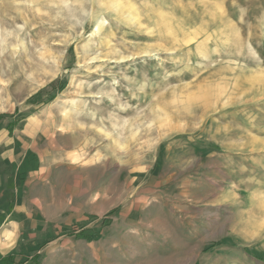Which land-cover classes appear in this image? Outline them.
<instances>
[{"label": "rangeland", "instance_id": "1", "mask_svg": "<svg viewBox=\"0 0 264 264\" xmlns=\"http://www.w3.org/2000/svg\"><path fill=\"white\" fill-rule=\"evenodd\" d=\"M0 134V264H264V0H0Z\"/></svg>", "mask_w": 264, "mask_h": 264}, {"label": "crops", "instance_id": "2", "mask_svg": "<svg viewBox=\"0 0 264 264\" xmlns=\"http://www.w3.org/2000/svg\"><path fill=\"white\" fill-rule=\"evenodd\" d=\"M13 142H14L13 140L5 139L2 136V134H0V150L2 149V147L4 148L8 146L10 147L13 144ZM14 152H15L14 150H11V152H8L7 154H3V157L7 158L8 156H12L13 158ZM12 161L15 162V159L13 160L11 159V162ZM28 180L30 179H27L26 183L28 182ZM10 188L11 185L8 178L6 179L0 174V214L1 215H5V212H7L6 206H4V202H7L11 197L9 191ZM20 194L21 191L19 190V188H17L15 191L16 199L14 200L13 203L12 212L9 215L11 218H13V220H9V219L7 220L10 222L9 227L0 228V258H4L15 249L16 241H18L20 234L19 231L16 232L17 229H26L28 227V229H26V232H30L31 229L34 230L37 226H39V224H42V222L40 223L39 220H44V219L51 220L48 219L47 217L44 219L39 218L38 213L35 212V209L31 208L32 205H30V207L28 208H26L24 205L21 206L19 200ZM43 214L44 213L42 212L41 216L45 217ZM54 215H56L55 212L53 216ZM14 231L16 233H14ZM29 236L31 237V239L29 240L31 242V246L35 245L36 247L37 244L42 245L47 241L48 232H38L37 236L31 235V233H29Z\"/></svg>", "mask_w": 264, "mask_h": 264}]
</instances>
